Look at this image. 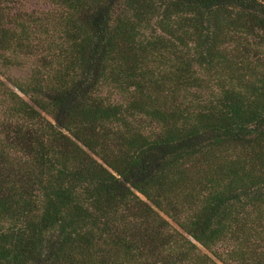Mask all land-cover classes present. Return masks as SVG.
<instances>
[{
    "label": "trees",
    "instance_id": "obj_1",
    "mask_svg": "<svg viewBox=\"0 0 264 264\" xmlns=\"http://www.w3.org/2000/svg\"><path fill=\"white\" fill-rule=\"evenodd\" d=\"M0 264H264V0H0Z\"/></svg>",
    "mask_w": 264,
    "mask_h": 264
}]
</instances>
